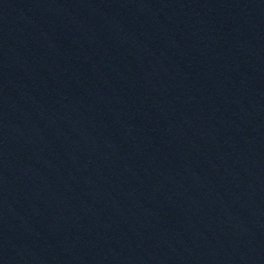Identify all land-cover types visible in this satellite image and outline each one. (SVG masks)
I'll return each instance as SVG.
<instances>
[{"label": "water", "instance_id": "95a60500", "mask_svg": "<svg viewBox=\"0 0 264 264\" xmlns=\"http://www.w3.org/2000/svg\"><path fill=\"white\" fill-rule=\"evenodd\" d=\"M0 264H264V0H0Z\"/></svg>", "mask_w": 264, "mask_h": 264}]
</instances>
